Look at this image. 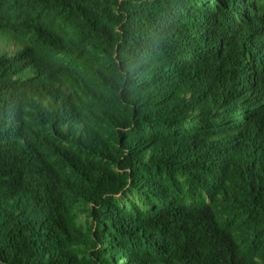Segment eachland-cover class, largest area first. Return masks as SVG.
<instances>
[{"label": "trees", "instance_id": "trees-1", "mask_svg": "<svg viewBox=\"0 0 264 264\" xmlns=\"http://www.w3.org/2000/svg\"><path fill=\"white\" fill-rule=\"evenodd\" d=\"M0 264H264V0H0Z\"/></svg>", "mask_w": 264, "mask_h": 264}, {"label": "rangeland", "instance_id": "rangeland-1", "mask_svg": "<svg viewBox=\"0 0 264 264\" xmlns=\"http://www.w3.org/2000/svg\"><path fill=\"white\" fill-rule=\"evenodd\" d=\"M2 46V42L0 41V47Z\"/></svg>", "mask_w": 264, "mask_h": 264}]
</instances>
